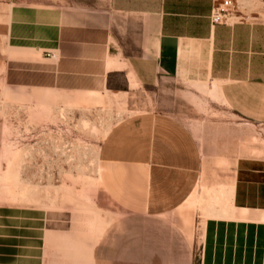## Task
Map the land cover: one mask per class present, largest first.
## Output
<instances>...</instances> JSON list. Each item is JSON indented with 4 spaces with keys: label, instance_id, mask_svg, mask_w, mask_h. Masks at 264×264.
I'll use <instances>...</instances> for the list:
<instances>
[{
    "label": "crops",
    "instance_id": "obj_1",
    "mask_svg": "<svg viewBox=\"0 0 264 264\" xmlns=\"http://www.w3.org/2000/svg\"><path fill=\"white\" fill-rule=\"evenodd\" d=\"M215 2L0 0V85L137 107L97 150L115 208L0 192V264H264V21L212 23Z\"/></svg>",
    "mask_w": 264,
    "mask_h": 264
},
{
    "label": "rangeland",
    "instance_id": "obj_2",
    "mask_svg": "<svg viewBox=\"0 0 264 264\" xmlns=\"http://www.w3.org/2000/svg\"><path fill=\"white\" fill-rule=\"evenodd\" d=\"M28 1L61 3L64 0ZM224 2L237 15L232 19L245 17L264 21V0H216V3ZM109 101L104 93L77 97L52 90L0 85V141L5 118L8 134L17 136L7 139L2 146L7 156L3 153L0 162V192L8 199L27 203L47 193L88 196L97 193L104 209L115 208L98 187L97 150L109 126L137 107L131 102L128 105L122 98H114V104ZM14 118L21 121L16 123ZM36 129L38 132L34 131ZM256 129L258 131L257 127L252 128ZM6 157L11 159L7 170ZM34 158L39 161L37 170L21 168ZM87 204L93 203L88 201ZM197 204L193 198L186 207Z\"/></svg>",
    "mask_w": 264,
    "mask_h": 264
},
{
    "label": "built area",
    "instance_id": "obj_3",
    "mask_svg": "<svg viewBox=\"0 0 264 264\" xmlns=\"http://www.w3.org/2000/svg\"><path fill=\"white\" fill-rule=\"evenodd\" d=\"M237 15L230 11L227 7V3H216L213 5L211 12H210V21L212 23H221L226 22L228 20H233V17H236ZM46 54L48 56H53V53L51 51H47Z\"/></svg>",
    "mask_w": 264,
    "mask_h": 264
}]
</instances>
